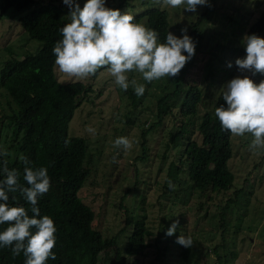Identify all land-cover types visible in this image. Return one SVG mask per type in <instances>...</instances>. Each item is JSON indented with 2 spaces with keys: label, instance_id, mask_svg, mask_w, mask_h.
Segmentation results:
<instances>
[{
  "label": "rangeland",
  "instance_id": "rangeland-1",
  "mask_svg": "<svg viewBox=\"0 0 264 264\" xmlns=\"http://www.w3.org/2000/svg\"><path fill=\"white\" fill-rule=\"evenodd\" d=\"M85 2L78 0L81 7ZM210 4L211 9L201 15L206 6H197L193 13L185 11L184 5L172 8L163 0H105L106 7H117L122 12H140L151 5L164 8L169 27L178 38L182 35V28L190 36V25L198 20L202 35L195 42L198 47L195 49V60L185 73L187 81L199 84L202 94L198 104L199 113L203 110L215 112L220 91H224L228 81L241 75L235 60L246 55L244 37L264 0H208ZM236 10L245 19L230 24L224 13L228 11L234 15ZM69 11L64 4V23L69 22ZM23 12L7 7L1 13L0 60L11 53L20 57L25 52L35 51L40 44L20 26L17 17ZM138 23L147 26L145 17ZM260 37L264 38V30ZM209 57L214 64L211 77L202 70ZM229 63L232 67L227 66ZM54 73L59 81H89L92 87L88 102L76 107L67 123V134L86 136L92 153L89 158L91 176L78 191L83 201L94 210L91 224L101 234L113 235L123 225L124 212H127L133 216L130 226L135 216L142 215L144 225L149 230L145 236L149 245L135 256L134 262L132 257L124 254L126 257L122 264H264V150L250 148V134L240 137L230 134L232 154L227 164L233 173L231 187L226 192L207 189L201 193L189 186L185 165L179 162L182 159V142L164 147L168 130L175 128L181 118L174 111L165 115L160 125L148 129L144 135L147 157L136 163L133 161V156L141 152V128L148 127L156 120V99L173 86L168 77L148 83L139 73H130V79L135 78L138 83L145 84L144 94L135 98L132 105L127 94L115 84L108 68L98 70L87 79L69 77L61 73L56 64ZM179 74L183 76V71ZM245 74L255 83L264 80V75L259 73L255 76ZM9 106L13 104L0 86V113L7 112ZM88 128H94L95 133L89 132ZM122 136L133 141L131 149L114 146V141ZM192 136L198 139L194 128ZM171 160L179 164L181 171L177 178L164 182ZM238 187L241 191L236 203L226 208L225 227H221L217 224L219 205ZM176 220L179 221L177 232L172 236L166 235ZM130 226L126 225L125 228L128 230ZM126 233L128 231L116 234L119 247ZM180 235L191 237L193 242L186 256L181 253L182 245L176 242ZM112 255L113 249L109 248L99 255L97 264L104 261L112 264Z\"/></svg>",
  "mask_w": 264,
  "mask_h": 264
},
{
  "label": "trees",
  "instance_id": "trees-1",
  "mask_svg": "<svg viewBox=\"0 0 264 264\" xmlns=\"http://www.w3.org/2000/svg\"><path fill=\"white\" fill-rule=\"evenodd\" d=\"M0 16L7 8L21 12L17 17L20 26L27 35L40 42L35 51L23 53L20 57L9 54L0 60V86L6 92L13 104L7 112L0 113V163L7 162L9 169L15 168L22 173L24 164L22 157L32 161L33 166H44L50 177L49 191L40 197L38 207L41 216H50L56 226V246L53 252L55 260L49 258L46 264H97L99 255L113 249L112 264H122L124 257L135 256L144 251L149 245L145 241L149 230L144 225L143 216L124 212V223L113 235H103L91 224L94 210L83 201L78 194L79 189L90 178L92 167L86 136L67 134V123L76 107L88 102V95L92 91L89 81H59L54 73L55 56L52 52L54 44L62 38L60 29L64 26V4L56 0H0ZM213 1V0H212ZM236 8V7H234ZM115 9H118L117 7ZM211 9L207 5L201 15ZM121 11V10H120ZM123 14L124 12L121 11ZM134 17L138 23L145 17L147 26L159 34V42L163 43L168 32L173 35L169 27L167 11L158 6H147L140 12H125ZM239 10L234 15L228 11L224 13L230 24L237 23ZM198 20L191 23L189 34L194 42L202 35L198 28ZM264 30V5L247 29V36H260ZM195 49H198L196 47ZM195 60V55L183 67V76L168 78L173 86L158 96L154 103L156 120L146 128H141V152L133 156V161L147 157V146L144 145V135L160 125L165 115L174 113L181 115L175 128L168 130L164 147L182 142V159L189 186L204 193L205 190L226 192L232 185L233 173L227 161L231 157L230 132L223 130L215 116V112L203 110L198 112L201 98L199 84L187 81L186 69ZM214 64L211 57L202 70L213 76ZM216 68V67H215ZM185 73V74H184ZM209 86V83L207 84ZM135 104L133 88L124 91ZM223 90L217 96V104L224 103ZM127 121H131L126 118ZM193 128L198 139L192 136ZM150 131V130H149ZM87 140V141H86ZM181 171L179 164L170 161L164 182L177 178ZM0 179L3 173L0 172ZM21 183L26 182L21 178ZM169 188V187H168ZM241 188H236L231 195H227L219 205L218 221L225 227L224 216L226 208L236 203ZM9 205H23L29 216L32 215L31 206L19 192L9 193ZM126 208V207H125ZM127 209V208H126ZM130 226L127 230L125 226ZM7 225H0L2 231ZM222 230V229H221ZM126 232L121 247L117 244V235ZM177 230L175 231V233ZM221 245V244H220ZM164 246L163 248H165ZM215 246L212 250L215 252ZM189 247L182 246L181 253L186 256ZM121 252L123 253L121 255ZM234 253V251H231ZM125 254V255H124ZM219 259V258H218ZM23 253L14 256L10 247H0V264H24ZM102 264H107V261Z\"/></svg>",
  "mask_w": 264,
  "mask_h": 264
},
{
  "label": "clouds",
  "instance_id": "clouds-1",
  "mask_svg": "<svg viewBox=\"0 0 264 264\" xmlns=\"http://www.w3.org/2000/svg\"><path fill=\"white\" fill-rule=\"evenodd\" d=\"M70 11L69 22L60 29L62 38L52 49L58 70L78 79L94 76L98 70L108 68L115 84L127 91L133 88L137 96L145 92V84L138 83L129 74L139 73L148 83L164 77H176L195 54V42L181 29V37L168 32L165 41L159 42L157 31L145 24L134 22V17L121 13L119 9L105 6V0H86L83 7L78 0H63ZM163 3L196 12L197 6H207L208 0H163ZM244 58L235 64L241 75H237L224 86L223 104L216 107L215 116L223 130L234 136L250 134V148L264 150V80L255 83L249 75H264V38L256 34L244 37ZM187 53V55L183 54ZM228 67H232L229 63ZM95 133L94 128H88ZM114 146L131 149L133 141L118 137ZM6 155V153H0ZM22 173L9 169L7 162L0 163V247H10L14 256L23 253L24 264H46L56 259V226L48 215L41 216L38 201L50 189L47 167L33 166L27 157L21 158ZM115 161V156L113 157ZM21 178L25 184L21 183ZM19 192L31 206V216L23 205H9V193ZM179 226L173 221L166 235L172 236ZM176 242L190 247L192 239L178 236Z\"/></svg>",
  "mask_w": 264,
  "mask_h": 264
}]
</instances>
